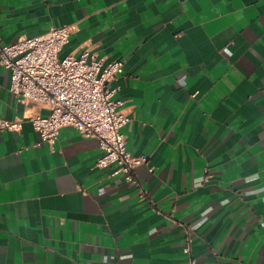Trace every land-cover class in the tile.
<instances>
[{"label": "crops", "instance_id": "1", "mask_svg": "<svg viewBox=\"0 0 264 264\" xmlns=\"http://www.w3.org/2000/svg\"><path fill=\"white\" fill-rule=\"evenodd\" d=\"M62 25L61 57L123 62L147 163L133 184L72 127L0 131V264H264V0H0L4 43ZM9 83L0 118H21Z\"/></svg>", "mask_w": 264, "mask_h": 264}, {"label": "built area", "instance_id": "2", "mask_svg": "<svg viewBox=\"0 0 264 264\" xmlns=\"http://www.w3.org/2000/svg\"><path fill=\"white\" fill-rule=\"evenodd\" d=\"M72 26L62 25L36 37H20L4 43L0 37V66L10 73L9 91L24 107V115L0 118V131L18 132L27 120L41 142L52 146L59 131L72 127L85 138L97 139L103 151L97 167L115 164V173L136 184L134 169L147 163L127 149L121 129L132 118L121 111L115 89L109 83L123 71V62L87 61L88 52L78 57L60 56L69 42ZM46 110V114H41ZM145 191L140 189L141 197Z\"/></svg>", "mask_w": 264, "mask_h": 264}]
</instances>
